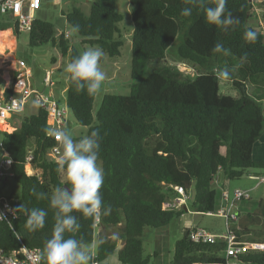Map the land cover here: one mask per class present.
Returning a JSON list of instances; mask_svg holds the SVG:
<instances>
[{"label":"trees","instance_id":"obj_1","mask_svg":"<svg viewBox=\"0 0 264 264\" xmlns=\"http://www.w3.org/2000/svg\"><path fill=\"white\" fill-rule=\"evenodd\" d=\"M206 6H215L208 0ZM185 7H192L188 17L181 15ZM252 4L249 0H227L226 10L240 20L228 31L209 24L204 11L185 3V0H130L133 22L131 33V69L134 81L126 96L104 95L96 112L94 95L79 90L67 80L65 103L77 125L91 130L99 129L102 140L98 164L104 170V183L100 189L104 205L110 207L108 215H101L98 227L115 228L120 225L123 246L117 251L118 238L97 234L103 244L96 247L95 260L103 262L117 253L121 264H149L145 255L142 235L146 229H159L178 219L181 211H163L162 203L172 198L173 186H181L191 193V211L213 212L216 192L215 177L222 172L228 180L243 177L249 171L264 170V162L252 159L253 145L261 136L264 115L260 101H264V35L250 26ZM261 19L264 22V4ZM73 33L81 38L83 49L100 48L104 56L121 55L123 41L119 25L122 14L116 10V0H92L88 15L77 8L65 14ZM0 23V29L9 27ZM15 34L18 36L13 25ZM247 29L257 31L258 38L249 43L244 38ZM182 41L176 48L178 60L188 63L196 72L195 79L184 77L166 66L151 70L143 77L152 60H164L166 51L177 35ZM9 35V34H8ZM222 43L226 52L216 53V43ZM31 47L50 45L59 51L50 62L60 69V61L70 62L80 52L71 47V39L57 34L52 23L34 19L28 32ZM230 70V81L237 97L222 95L217 75L220 69ZM54 69L49 70L54 80ZM225 80V79H223ZM47 114L36 108L25 116L18 129L0 130L2 150L13 160L11 180L0 181V195H5L15 209L42 208L47 211L45 227L30 231L25 226L27 216L21 211L9 226L0 222V249L9 252L24 246L40 249L50 238L55 225L56 210L50 207L54 189L70 187L58 169V160L48 156L58 145L47 137ZM82 137H77L76 140ZM61 148V146H60ZM31 151L32 169L40 175L26 172L25 158ZM62 152V148H61ZM15 184L14 189L5 190ZM35 193H45L40 199ZM188 207V206H187ZM264 219V200L259 202ZM80 228L75 233L65 232V238H76L85 245L95 236L93 218L79 211ZM193 228L183 230L174 244L169 264H207L223 262L225 244H195L189 239ZM236 239L240 240L238 233ZM254 242V241H251ZM245 264H264V252H251L241 260Z\"/></svg>","mask_w":264,"mask_h":264},{"label":"rangeland","instance_id":"obj_2","mask_svg":"<svg viewBox=\"0 0 264 264\" xmlns=\"http://www.w3.org/2000/svg\"><path fill=\"white\" fill-rule=\"evenodd\" d=\"M91 3L92 0H43L41 3V8L35 11L34 18L37 20L52 23L55 27L56 33H64L66 37L71 39V47L82 54L84 49L80 45L81 38L73 33L71 28L68 26L65 19V14L71 11L72 8H77L84 14L88 15ZM116 10L123 16V21L119 25V31L121 39L123 41V46L120 49L121 55L119 57L109 58L107 56H104V61L102 64H100L101 70L106 74V80L103 82L100 91L94 95V112L98 110L104 95L126 96L130 93L131 87L134 83L130 76L132 55L131 33L133 30L130 0H116ZM2 22H9L10 26L13 27L10 15L0 14V23ZM249 24L253 28L257 27L256 22L251 19L249 21ZM13 36L16 40L14 50L15 59L18 61H23L26 67L30 69L31 78L29 80V83L31 84V86L38 92L45 95H51L52 92L59 103L61 105H64L68 80V73H66L64 69L66 67V64L68 63V58H64L63 61H60V70L62 72H58L55 70L56 66H53L50 62V58L52 56L58 57L59 51L57 48H52L50 45H42L39 47L29 46L28 33H20L17 36L13 30ZM5 41H7V38H0V44L2 42L6 43ZM181 41L182 35L179 34L177 35L172 45L166 51L165 59L150 61L144 71L143 77L153 69L166 66L173 71L180 72L186 78L195 79L196 72L194 68L186 62L178 60L176 56V48L181 43ZM2 62L0 61V65ZM52 69L55 70L53 73L54 80L56 77H58L60 78V81L58 84H55L54 87L49 88L43 84V77L47 70ZM219 87L220 93L222 95L231 97L238 96V93L233 88L230 81L221 79ZM262 111L264 115V107ZM35 112L36 108H33L31 105H29L26 110L19 115H14L12 117L6 116L5 123H8L18 129L23 121V118L25 116L34 114ZM64 129H66L72 135L74 140H76L77 137L86 136V128L76 124L74 117L72 116L70 111H68L67 113V122ZM26 172L29 175L41 174L39 170H30L29 167H26ZM213 188L216 192V205L213 211L214 214L184 212L186 216H191V225L203 228L214 235L217 234L216 236L225 234L229 227L231 231L239 234L240 240L242 241H256L264 243V219L260 213L261 211L259 208V202L261 200H264V183L257 186V181L249 180L246 175L238 179L228 180L225 178L224 174L221 173L218 176L217 182L214 184ZM12 189L16 190L17 192L19 190L17 185L11 184V186H9V188L5 190L6 194L9 192V190ZM235 189L249 191L250 198L247 200H240L236 204V209L240 211V220L230 221L229 224H227L224 218L216 215V211L218 210L220 204V196L222 191H226L231 198ZM189 210H191L190 207ZM184 225H186L184 217L182 218V220L178 218L173 219L170 222L171 254L173 253V245L182 237L180 228L181 226L185 227ZM104 233L105 235H109L112 234V231L108 230ZM95 241H97L96 231L93 241L85 246L90 247ZM142 241L145 255L152 256L155 250V229H146L144 231V235L142 236ZM95 251L96 247L92 248V256H95ZM149 264H155L153 258H151Z\"/></svg>","mask_w":264,"mask_h":264},{"label":"clouds","instance_id":"obj_3","mask_svg":"<svg viewBox=\"0 0 264 264\" xmlns=\"http://www.w3.org/2000/svg\"><path fill=\"white\" fill-rule=\"evenodd\" d=\"M186 4L201 8L209 24L221 27L228 31L230 26L240 24V20L233 17L226 10L227 0H215V6H206L208 0H185ZM192 7H185L181 15L188 17L192 14ZM244 38L249 43L255 42L258 33L247 29ZM213 52H226L222 43H216ZM103 50L100 48H88L82 54L74 57L66 64L65 72L69 74L70 81L79 90H86L87 94H97L106 74L101 70L100 62L103 58ZM217 75L225 80L230 78V70L225 67L220 69ZM35 108L41 107V101H32ZM60 142L62 154L58 160V171L65 178V183L70 187L57 186L51 197L50 207L56 210L55 225L49 239L45 241L41 258L45 264H91L92 248L103 244V240L95 241L90 247L76 238H65V232L75 233L79 228L77 217L72 213L79 211L86 218L99 220L101 215H108L110 207H106L100 189L104 183V170L98 164L101 147V134L99 129H93L90 135L74 140L66 129H58L52 133ZM6 158V157H5ZM11 163V159H7ZM38 198H45V193H35ZM14 211H21L26 216L25 226L30 231L43 229L47 211L42 208L25 209L23 205ZM0 219H5L0 213Z\"/></svg>","mask_w":264,"mask_h":264},{"label":"built area","instance_id":"obj_4","mask_svg":"<svg viewBox=\"0 0 264 264\" xmlns=\"http://www.w3.org/2000/svg\"><path fill=\"white\" fill-rule=\"evenodd\" d=\"M42 0H0V14L10 15L14 19L13 25L18 33H28L31 30L32 22L35 19L34 13L39 10ZM256 2V0H250ZM260 33L264 35V22H259ZM16 72L11 77L9 84H0V120L3 125H7L6 116H14L23 113L26 108L31 105L32 101L39 99L41 101V107L37 108L44 111L47 114L48 130L46 132L47 137H52L58 142V145L54 146L48 152V156L52 159L58 160L62 154L60 148V142L52 134L55 130L64 129L67 122L68 108L66 103L61 105L55 96L45 95L37 90H34L29 85L31 78V71L28 69L23 61H16ZM43 84L46 87H54L55 83L51 79L50 71L47 70L43 77ZM33 107V106H32ZM35 108V107H33ZM16 130L13 128L12 133ZM5 131V130H3ZM6 157V158H5ZM11 157L2 150V143L0 142V181L11 180L13 178L12 165L7 162V159ZM32 152L29 151L25 158V166L32 169ZM34 175V174H33ZM257 186L264 183V175L256 176ZM174 195L172 198L166 199L161 209L163 211H181L186 208L189 202L192 200L191 193H187L181 186H173ZM249 191L235 189L232 197L230 198L227 192H222L221 200L223 204L218 207L216 215L224 218L226 223L230 221H237L238 216L236 214V204L240 200L249 199ZM0 213H2L5 219H0V222H5L9 226L17 220V213L11 204V201L5 195H0ZM205 214H214L208 212ZM98 220L94 225L95 229L98 228ZM189 239L195 244H216L223 242L225 244L223 250V262H214L207 264H245L241 260L247 254L254 252H264V243L261 242H246L238 241L236 235L228 227L227 232L221 236H216L209 233L203 228L195 227L189 233ZM42 251L40 249H28L21 246L18 249L5 252L0 249V264H45V260L41 258ZM91 264H99L95 260V256Z\"/></svg>","mask_w":264,"mask_h":264},{"label":"crops","instance_id":"obj_5","mask_svg":"<svg viewBox=\"0 0 264 264\" xmlns=\"http://www.w3.org/2000/svg\"><path fill=\"white\" fill-rule=\"evenodd\" d=\"M42 1H41V3H42ZM251 4H252L251 20L256 22V26H257L258 30L260 31L259 22L262 20L261 19V12H262L261 8L264 4V0H256V2H251ZM40 8H41V6H40ZM11 22H12V24L14 23V19L12 17H11ZM12 28L13 27L9 26L7 28L0 29V38H7L6 43L2 46L0 45V47H1L0 48V61L1 62L3 61L0 65V67H1L0 68V84L5 83L6 85L9 84L11 77H13V75H15V72L17 69L16 61H18L15 59V55H14L16 40L13 36V30L14 29H12ZM29 85L31 86L30 83H29ZM31 88L34 89L32 86H31ZM260 105H261L262 110H263L264 101H260ZM13 128H16V127H13L10 124L3 125L0 122V130L9 131V130H12ZM252 159L255 162H264V126H263L261 136L256 141V143L253 145ZM221 173L222 172H219L217 174V176L215 177L214 184L217 182L218 176ZM260 175H264V170H260V171H252L251 170V171L247 172V174H246V176L248 177L249 180H254V181H256L255 177L260 176ZM225 178H226V176H225ZM222 192H224V191H222ZM221 204H223V202H222L221 196H220L219 206ZM183 211H184V209H183ZM184 212L194 213L193 211L189 210V206L186 207V210ZM236 214L238 216V219H237V221H238L241 218L240 211L238 209H236ZM183 217L185 219L186 225H184L185 227L181 226V228H180L181 233H183V230L186 228H195L196 227L195 225H191L192 224L191 216H189V215L186 216V214L183 213L179 219L182 220ZM108 230H111L112 234H109L107 236H116L118 238V246H117V251H118L123 246V240L120 239V237H121L120 225H118L115 228H107V229H102V228L98 227L96 229V232H97V234L102 232L105 235L104 232H106ZM170 232H171L170 224L165 226V227L155 229V241H154L155 250H154V253H156V257L153 258L155 264H169V262L171 261L173 253L171 254ZM143 235H144V233H143ZM173 249H174V245H173ZM108 263L109 264H121L117 258V253L108 257L106 260H104L103 262H101L99 264H108Z\"/></svg>","mask_w":264,"mask_h":264},{"label":"bare ground","instance_id":"obj_6","mask_svg":"<svg viewBox=\"0 0 264 264\" xmlns=\"http://www.w3.org/2000/svg\"><path fill=\"white\" fill-rule=\"evenodd\" d=\"M5 42H6V41H5ZM4 44H5V43L2 42L0 45L2 46V45H4ZM0 48H1V47H0ZM0 122H1V120H0Z\"/></svg>","mask_w":264,"mask_h":264},{"label":"water","instance_id":"obj_7","mask_svg":"<svg viewBox=\"0 0 264 264\" xmlns=\"http://www.w3.org/2000/svg\"><path fill=\"white\" fill-rule=\"evenodd\" d=\"M67 188V187H66ZM186 210V208H184V211Z\"/></svg>","mask_w":264,"mask_h":264}]
</instances>
